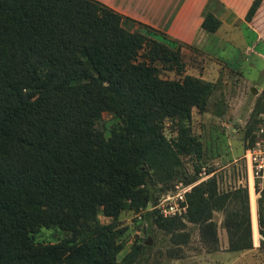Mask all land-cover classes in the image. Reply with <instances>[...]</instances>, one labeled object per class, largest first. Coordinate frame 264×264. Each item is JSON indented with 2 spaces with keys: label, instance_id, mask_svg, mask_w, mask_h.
<instances>
[{
  "label": "trees",
  "instance_id": "1",
  "mask_svg": "<svg viewBox=\"0 0 264 264\" xmlns=\"http://www.w3.org/2000/svg\"><path fill=\"white\" fill-rule=\"evenodd\" d=\"M261 1L252 0L248 18ZM128 20L100 0H0V264H121L125 209L142 207L174 241L182 235L179 217L148 208L151 162L170 154L164 118L185 117L210 86L162 77L157 62L181 70L180 50L131 30ZM220 24L209 11L201 25ZM105 110L119 118L109 136L98 126ZM193 191L188 217L214 242L210 201L202 185ZM246 201L230 216L236 251L253 247ZM257 214L264 236V187ZM42 227L67 235L36 239ZM149 247L132 245L138 253Z\"/></svg>",
  "mask_w": 264,
  "mask_h": 264
},
{
  "label": "rangeland",
  "instance_id": "2",
  "mask_svg": "<svg viewBox=\"0 0 264 264\" xmlns=\"http://www.w3.org/2000/svg\"><path fill=\"white\" fill-rule=\"evenodd\" d=\"M209 11L208 7L204 18ZM246 12L232 23H221L214 31L201 25L207 34L203 40L199 37L191 42L134 18L125 22L131 30L147 33L180 50L183 68L165 69L157 62L162 77L182 80L190 75L208 82L210 87L206 101L193 105L185 117L164 118L161 129L170 154L163 156L165 160L157 157L151 162L148 208L156 210V217L158 213L179 217L185 223L178 229L182 235L174 241L171 232L152 217H144L142 207L125 209L119 220L126 227L118 238L123 242L118 253L121 264H264V242L260 244L264 236L258 231L257 220L259 195L249 186L243 155L264 102V0L251 18ZM118 124L114 112L105 110L98 126L109 136ZM199 185L210 201L207 210L218 231L214 242H204L200 225L188 217V194L194 196L193 190ZM246 200L253 247L236 251L229 248L228 229L237 226L230 216L243 209ZM169 204H173L175 213L164 215L162 210ZM98 218L101 222L112 220L102 213ZM66 235L56 227H42L35 237L52 241ZM140 240L150 246L143 253L132 248Z\"/></svg>",
  "mask_w": 264,
  "mask_h": 264
},
{
  "label": "crops",
  "instance_id": "3",
  "mask_svg": "<svg viewBox=\"0 0 264 264\" xmlns=\"http://www.w3.org/2000/svg\"><path fill=\"white\" fill-rule=\"evenodd\" d=\"M118 12L191 42L207 34L201 27L209 7L221 23L242 17L252 0H100ZM208 36V35H207Z\"/></svg>",
  "mask_w": 264,
  "mask_h": 264
},
{
  "label": "built area",
  "instance_id": "4",
  "mask_svg": "<svg viewBox=\"0 0 264 264\" xmlns=\"http://www.w3.org/2000/svg\"><path fill=\"white\" fill-rule=\"evenodd\" d=\"M258 121L252 130L251 139L244 151L249 186L254 193L260 194L264 187V106L257 115ZM173 204L163 208L164 215L174 214Z\"/></svg>",
  "mask_w": 264,
  "mask_h": 264
},
{
  "label": "water",
  "instance_id": "5",
  "mask_svg": "<svg viewBox=\"0 0 264 264\" xmlns=\"http://www.w3.org/2000/svg\"><path fill=\"white\" fill-rule=\"evenodd\" d=\"M148 207H150V204H149V206ZM149 243V242H148Z\"/></svg>",
  "mask_w": 264,
  "mask_h": 264
}]
</instances>
